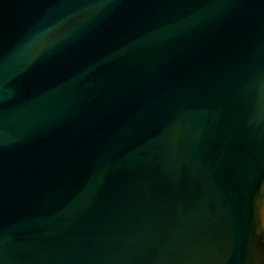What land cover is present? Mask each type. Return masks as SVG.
<instances>
[{
    "label": "water",
    "instance_id": "water-1",
    "mask_svg": "<svg viewBox=\"0 0 264 264\" xmlns=\"http://www.w3.org/2000/svg\"><path fill=\"white\" fill-rule=\"evenodd\" d=\"M263 195L264 0H0V264H264Z\"/></svg>",
    "mask_w": 264,
    "mask_h": 264
},
{
    "label": "flooded vegetation",
    "instance_id": "flooded-vegetation-1",
    "mask_svg": "<svg viewBox=\"0 0 264 264\" xmlns=\"http://www.w3.org/2000/svg\"><path fill=\"white\" fill-rule=\"evenodd\" d=\"M258 214H259V218H260L262 228L264 230V225H263V221H264V195L262 196V198L260 200V204L258 206Z\"/></svg>",
    "mask_w": 264,
    "mask_h": 264
}]
</instances>
